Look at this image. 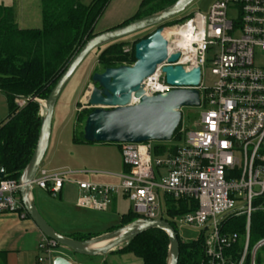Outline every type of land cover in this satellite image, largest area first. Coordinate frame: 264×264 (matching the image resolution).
<instances>
[{
    "label": "built area",
    "instance_id": "obj_1",
    "mask_svg": "<svg viewBox=\"0 0 264 264\" xmlns=\"http://www.w3.org/2000/svg\"><path fill=\"white\" fill-rule=\"evenodd\" d=\"M169 24L164 28L167 37L163 35L168 55L180 57L173 66L201 72L197 91L202 110L197 125L190 129L181 123V141L172 146L175 150L171 152L166 143L167 150L157 157L153 143L119 145L126 168L118 176L120 182L113 186L77 183L76 204L105 212L112 199L121 196L130 202L136 219L165 221L178 239L181 228L201 230L197 240H203L206 264H245L248 256L254 264L264 247L261 240L249 248L250 217L264 212V0H216L206 15L194 14ZM256 52L262 54L259 62ZM205 70L213 79L210 86L203 83ZM142 88L147 97L175 89L165 83L160 68ZM17 101L23 107L25 101ZM69 173L40 167L31 190L57 198L69 182ZM21 188L5 175L0 180V215L27 216L19 197ZM159 193L184 202L188 212L168 215L160 206ZM228 216L245 218L244 239L222 232ZM235 246L240 252L233 259L230 253ZM58 247L42 236L35 264H53L60 257Z\"/></svg>",
    "mask_w": 264,
    "mask_h": 264
},
{
    "label": "trees",
    "instance_id": "obj_2",
    "mask_svg": "<svg viewBox=\"0 0 264 264\" xmlns=\"http://www.w3.org/2000/svg\"><path fill=\"white\" fill-rule=\"evenodd\" d=\"M39 1L42 27L34 30L18 28L13 9L0 3V92L6 96L9 109L6 121L0 126V171L4 170L7 180H17L34 154L41 122L40 107L34 101H45L48 98L52 87L62 76L71 59L85 42L96 35L94 26L111 0H93L88 6L83 5L81 0ZM177 1L179 0H143L136 15L119 27L153 16ZM149 36L145 35L141 39ZM140 40H137L136 44ZM125 46L120 41L110 43L97 57L95 72L102 73L110 68L132 66L135 63L134 47L129 54L123 52ZM21 99L25 101L23 107H15V100ZM91 112L92 109L77 111L75 143H85L82 122ZM80 124L82 127L78 131L77 127ZM178 130L179 128L172 138V141L176 143L181 141ZM153 148L155 157L167 150L164 143H153ZM174 150L175 148L172 147L171 152ZM166 205L169 208L167 214L170 216L188 212L182 201H173L167 197ZM134 218L131 212L122 216L120 228L128 226ZM250 221L249 248L251 249L257 242L264 240V212L253 213ZM245 228L244 217L228 216L224 219L222 232L230 235L237 234L244 239ZM113 231L115 229L108 233ZM96 237L100 236L73 235L70 238L85 242ZM239 249L235 246L231 250L233 259L239 256ZM262 249L264 251V247ZM167 251L166 235L162 231L151 229L133 238L130 243L116 249L115 252L132 254L142 264H166ZM262 263L261 257L257 254L254 264ZM177 264H206L203 240L180 243ZM245 264H250L249 256Z\"/></svg>",
    "mask_w": 264,
    "mask_h": 264
},
{
    "label": "water",
    "instance_id": "obj_3",
    "mask_svg": "<svg viewBox=\"0 0 264 264\" xmlns=\"http://www.w3.org/2000/svg\"><path fill=\"white\" fill-rule=\"evenodd\" d=\"M195 0H179L169 8L153 16L130 22L94 35L83 44L80 51L68 63L62 76L51 89L43 103L34 101L40 107V127L34 154L27 167L17 179L22 188L19 197L23 212L32 221L42 236L56 242L59 247L75 255L100 257L114 252L133 238L147 230L162 231L168 238L166 264H177L179 258V239L174 229L165 221L136 219L128 226L100 235L93 239L77 241L68 239L54 231L36 211L31 196V183L45 157L50 140L51 118L54 105L64 91L73 74L84 59L95 49L119 42L141 31L155 28L146 39H141L133 50L135 63L132 66L110 68L91 77L92 88L88 91L86 104L92 112L86 117L83 126V140L87 144L127 143H170L175 131L182 123L181 110L186 107L199 108V88L201 72L199 69L186 71L173 66L179 60L178 53L168 55V43L163 37L164 24L169 23L184 12ZM164 75L165 83L174 87L171 92L153 97L144 94L142 84L155 75L156 70ZM132 103H137L136 105ZM4 170L0 171V180ZM53 264H72L63 257H55Z\"/></svg>",
    "mask_w": 264,
    "mask_h": 264
},
{
    "label": "crops",
    "instance_id": "obj_4",
    "mask_svg": "<svg viewBox=\"0 0 264 264\" xmlns=\"http://www.w3.org/2000/svg\"><path fill=\"white\" fill-rule=\"evenodd\" d=\"M142 1L143 0H111L108 7L102 13L103 15L95 24L94 33L100 34L108 32L124 24V22L136 15ZM0 3L3 4L2 2ZM78 104L80 103L76 104V114L78 111ZM6 119L3 122H5ZM75 130L76 124L73 125L69 135L61 137L58 140L49 158L45 160L44 167L41 166L49 172H70L67 176L69 182L63 186L57 198L52 200L49 199V207L44 208L40 206L39 210L36 208V211L41 215L48 226L59 235L68 239L73 235L99 236L107 234L110 230L121 227V217L124 216L115 217L117 220L119 219V225L109 227L114 218L108 216L107 213L111 211L114 212V204L120 196L112 199L111 204L107 208L108 210L105 212H97L85 208L82 209L77 206L76 202L79 197L77 183L87 182L97 186L117 185L120 182L118 176L123 174L126 168L124 164H122L120 168L108 160L106 151L112 147L110 145L101 143H75ZM113 146L120 152L119 145ZM38 191V194L40 193L43 195L44 192L39 189ZM158 197L161 208L169 210L166 205L167 197L161 193H159ZM32 198L34 202V196H32ZM121 198L128 202L125 198ZM128 205L130 207V212L133 214L131 204L128 203ZM104 230L106 231L104 232ZM41 237L42 234L38 231L36 226H34L28 216L22 218L20 213L0 215V264H35L37 257L36 247ZM182 242L190 243L194 241L188 242L182 240ZM115 251L105 256L90 257L92 261H79L76 264H142V262L132 254H119Z\"/></svg>",
    "mask_w": 264,
    "mask_h": 264
},
{
    "label": "rangeland",
    "instance_id": "obj_5",
    "mask_svg": "<svg viewBox=\"0 0 264 264\" xmlns=\"http://www.w3.org/2000/svg\"><path fill=\"white\" fill-rule=\"evenodd\" d=\"M216 0H195L192 4L186 7L184 12L177 16L176 18L172 19L171 21H179L184 20V18L194 15V14H201L206 15L208 13L209 7L214 3ZM4 5L9 6L13 9L15 22L18 28L24 29V30H34V29H40L42 27V16L40 13V1L39 0H0ZM93 2V0H81V3L83 5H90ZM169 25H165L163 28H168ZM155 28L148 29L145 31H141L138 34L132 35L130 37H127L120 42L124 43L125 49L128 50L129 54L132 52L133 47L136 44L137 40H140L145 35H151L154 32ZM167 37V31L164 30L163 35ZM107 46L101 47L99 49H95V51L91 52L82 62L80 67L76 70V72L73 74L74 76L70 79V81L67 83L66 87L64 88V91L60 95L59 99L55 103V107L52 113L51 118V131H50V140L47 147V152L45 154V157L41 163V166L44 167L45 160L49 158L50 154L52 153V150L58 140L61 137L67 136L71 133L72 127L74 124H76L75 120V114H76V104L80 103L77 107L78 112H81L82 110H89L88 105L86 104V97L88 96V91L92 88L91 84V77L92 74H94L96 67H97V57L100 55V53L106 48ZM256 62L260 61V58L262 54L256 52ZM204 78L203 83L205 86H210L213 79L210 75V71L205 70L204 71ZM39 102L43 103V101L38 100ZM14 106L17 108L22 107V102H19L15 100ZM202 108H193V107H186L181 110V117H182V124L186 128L192 129V127L197 125V121L199 119L198 114L201 112ZM9 109L7 107V99L6 96L0 92V126L4 123L3 121L7 118ZM86 121V120H85ZM84 122H82L84 126ZM82 124L78 125L77 129L78 131L81 129ZM67 126V128H66ZM158 143V142H157ZM154 143V144H157ZM171 147L175 146V142L172 141L171 143H168ZM112 146L111 148L107 149L106 156H108V160L111 161L112 164L119 166L121 168L122 162H121V156L120 152L117 148H115V144H107ZM110 186V185H109ZM113 186V185H111ZM38 190L36 188H33L31 195L34 196V206L35 209H40V206L49 207V199L52 200L50 196L43 193L38 194ZM42 193V192H41ZM130 202L124 201L121 196L118 198L116 203L114 204L113 210L114 212H108V216H112L114 219L111 221L109 227L118 226L119 219L116 218L122 215H127L130 212V207L128 205ZM116 217V218H115ZM135 220V218H134ZM133 220V221H134ZM106 230H104L105 232ZM103 232V233H104ZM179 237L183 241H196L200 238L201 230L196 228H181L179 229ZM102 234V233H101ZM100 236V235H99ZM180 240V241H181ZM183 243L182 241L180 242ZM263 250V249H262ZM259 250L258 255L262 259V264H264V251ZM58 254L60 257L65 258L69 263H78L79 261H85V260H91L90 257H83L79 255H75L71 251H68L62 247H58ZM92 261V260H91Z\"/></svg>",
    "mask_w": 264,
    "mask_h": 264
},
{
    "label": "bare ground",
    "instance_id": "obj_6",
    "mask_svg": "<svg viewBox=\"0 0 264 264\" xmlns=\"http://www.w3.org/2000/svg\"><path fill=\"white\" fill-rule=\"evenodd\" d=\"M166 36V33H165V35H164V37Z\"/></svg>",
    "mask_w": 264,
    "mask_h": 264
}]
</instances>
